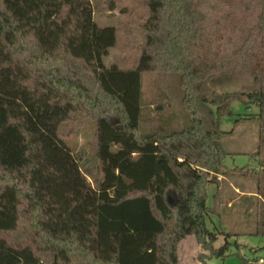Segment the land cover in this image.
Segmentation results:
<instances>
[{
  "label": "trees",
  "instance_id": "trees-1",
  "mask_svg": "<svg viewBox=\"0 0 264 264\" xmlns=\"http://www.w3.org/2000/svg\"><path fill=\"white\" fill-rule=\"evenodd\" d=\"M145 3L147 42L126 70L105 63L117 30L98 26L92 0H0V264H179L188 237L203 264L233 256L230 236L207 227L208 188L227 171L258 176L225 166L221 121L240 101L258 112L235 124L264 125V0ZM148 72L180 76L191 127L141 134ZM217 77H250L257 90L203 97ZM81 114L96 125L94 185L61 136ZM263 158L264 143L261 168Z\"/></svg>",
  "mask_w": 264,
  "mask_h": 264
},
{
  "label": "rangeland",
  "instance_id": "rangeland-1",
  "mask_svg": "<svg viewBox=\"0 0 264 264\" xmlns=\"http://www.w3.org/2000/svg\"><path fill=\"white\" fill-rule=\"evenodd\" d=\"M92 2L98 26L117 30L118 44L109 50L105 58L106 65L126 70L136 69L147 42L144 25L150 14L145 0ZM232 8L240 12L244 11L246 5L236 4ZM256 90L257 86L250 77H217L203 87L202 95L211 99L216 94H242ZM183 98L179 75L143 73L141 134L168 135L191 127L193 115L184 107ZM231 112L233 117H225L221 121L222 130L231 133L221 140L224 164L231 170L249 167L252 175L258 176L241 177L230 171L225 176H219L208 188V206L213 209V215L207 219V227L210 231L219 230L223 235L230 236L228 242L233 256L227 258L224 264H244L241 257L249 261L264 259V238L256 235L258 223L264 216V167L261 168L256 161V155L264 143V125L254 121L235 124L236 120L257 113L256 107L247 112L244 103L235 101ZM114 123L122 128L119 121ZM95 134V123L82 114L61 128V136L68 146L75 153L86 155L83 169L92 185L96 180H102L95 157ZM226 241L225 236H220L215 248H221ZM202 253L196 239L188 237L179 246V264H203L199 258ZM208 264H221V261L213 258Z\"/></svg>",
  "mask_w": 264,
  "mask_h": 264
},
{
  "label": "crops",
  "instance_id": "crops-1",
  "mask_svg": "<svg viewBox=\"0 0 264 264\" xmlns=\"http://www.w3.org/2000/svg\"><path fill=\"white\" fill-rule=\"evenodd\" d=\"M263 249H264V247H263ZM253 251H254V249H253ZM241 260H242V262H243L244 264H254V263L258 262L259 260H264V259L260 258V259H258V260L249 261V260H246L245 258H242V257H241ZM263 264H264V263H263Z\"/></svg>",
  "mask_w": 264,
  "mask_h": 264
},
{
  "label": "built area",
  "instance_id": "built-area-1",
  "mask_svg": "<svg viewBox=\"0 0 264 264\" xmlns=\"http://www.w3.org/2000/svg\"><path fill=\"white\" fill-rule=\"evenodd\" d=\"M264 260H259L258 262H256L255 264H263Z\"/></svg>",
  "mask_w": 264,
  "mask_h": 264
},
{
  "label": "water",
  "instance_id": "water-1",
  "mask_svg": "<svg viewBox=\"0 0 264 264\" xmlns=\"http://www.w3.org/2000/svg\"><path fill=\"white\" fill-rule=\"evenodd\" d=\"M119 129H121V128H119Z\"/></svg>",
  "mask_w": 264,
  "mask_h": 264
}]
</instances>
